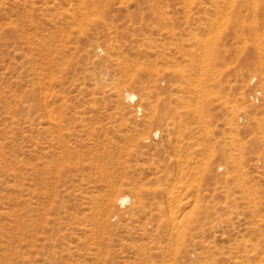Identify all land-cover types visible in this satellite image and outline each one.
I'll return each mask as SVG.
<instances>
[{
    "label": "rangeland",
    "instance_id": "rangeland-1",
    "mask_svg": "<svg viewBox=\"0 0 264 264\" xmlns=\"http://www.w3.org/2000/svg\"><path fill=\"white\" fill-rule=\"evenodd\" d=\"M224 2L0 0V264H264V13Z\"/></svg>",
    "mask_w": 264,
    "mask_h": 264
},
{
    "label": "bare ground",
    "instance_id": "bare-ground-1",
    "mask_svg": "<svg viewBox=\"0 0 264 264\" xmlns=\"http://www.w3.org/2000/svg\"><path fill=\"white\" fill-rule=\"evenodd\" d=\"M215 1V4H219V0H214ZM226 1V3L224 2V6H225V8L227 9V10H229L230 12H233V13H235V12H244L245 13V17L243 16V20L242 21H240V22H238V24H240L245 30H251V28H255L254 26H256V25H254L255 23H253L251 20H249L248 18H247V16L249 15L248 13L252 10V13L251 14H253V12H255V14L256 13H264V0H225ZM221 3H223V2H221ZM216 6V5H215ZM217 7H218V5H217ZM232 13V14H233ZM254 15V14H253ZM253 15H251L252 17H253ZM251 17V18H252ZM254 18V17H253ZM238 19V18H237ZM255 19V18H254ZM254 19H252L253 21H254ZM256 20V19H255ZM254 25V26H253ZM263 25H264V23H263ZM264 27V26H263ZM255 30H257V29H255ZM254 30V32H256ZM263 30H264V28H263ZM262 30V31H263ZM264 32V31H263ZM256 33H258V32H256ZM243 35V34H242ZM259 35V34H258ZM201 36V35H200ZM255 36L257 37V34L255 35V33H254V38H255ZM245 37V36H244ZM203 38V37H202ZM256 40L257 41H259V42H261V43H264V35H259L257 38H256ZM204 41V40H203ZM212 42V41H211ZM206 43V42H205ZM207 43H208V41H207ZM257 43V42H256ZM255 43V44H256ZM258 44V43H257ZM258 46H260L259 44H258ZM211 48H212V46H211ZM194 49V48H193ZM203 49V48H202ZM206 49V48H205ZM213 49V48H212ZM207 50H208V48H207ZM214 50V49H213ZM258 48H257V52H258ZM204 52H205V50H204ZM260 53V52H259ZM208 54H209V52H208ZM207 54V51H206V55H208ZM261 54V53H260ZM200 55H202V53H200ZM213 57V56H212ZM205 58V57H204ZM205 60V59H204ZM203 64V63H202ZM205 65V64H204ZM206 66V65H205ZM204 66V67H205ZM200 69V68H199ZM203 69V68H202ZM203 71V70H202ZM263 74V73H262ZM123 95V94H122ZM126 96L127 97H129L130 98V100L131 99H134L135 98V94L133 93V92H127V94H126ZM199 108V107H198ZM201 113V112H200ZM201 115V114H200ZM241 120V119H240ZM205 122V121H204ZM203 124V123H202ZM204 125V124H203ZM207 127V126H206ZM179 131V130H178ZM158 130L157 131H155V134H158ZM204 132H207V131H204ZM208 136V135H207ZM197 137V136H196ZM231 138V137H230ZM198 141V140H197ZM231 141V140H230ZM233 141V140H232ZM200 142V141H199ZM198 142V143H199ZM189 146V145H188ZM196 147V146H195ZM191 149V148H190ZM208 149V148H207ZM188 151V150H187ZM192 152V151H191ZM208 152V151H207ZM244 152V151H243ZM209 153V152H208ZM203 154V153H202ZM206 154V153H205ZM207 155H209V154H207ZM190 156V155H189ZM203 156V155H202ZM205 157H209V156H205ZM239 158H240V155H239ZM181 159V158H180ZM205 159V161H202L203 160V157H202V162H204L205 163V165H206V158H204ZM183 160V159H182ZM191 161V160H190ZM239 161V160H238ZM193 162V161H192ZM191 162V164H193ZM195 162H196V159H195ZM201 162V163H202ZM185 163V162H184ZM197 163H199V162H197ZM186 164V163H185ZM188 164V163H187ZM191 164H190V166H191ZM200 164V163H199ZM202 165H204V164H202ZM183 167V166H182ZM193 166H191V168H192ZM196 167H197V165H196ZM195 167V168H196ZM202 166L200 165V168H201ZM242 167V166H241ZM181 168V167H180ZM204 168V167H203ZM183 169V168H182ZM196 169H198V168H196ZM184 170V169H183ZM187 171H189V170H187ZM191 171V170H190ZM196 171V170H195ZM182 172V171H181ZM184 172V171H183ZM182 172V173H183ZM193 172V171H192ZM196 172H198L199 173V170L198 171H196ZM177 173V172H176ZM180 173V172H179ZM190 173V172H189ZM197 174V173H196ZM183 175H185V174H183ZM191 175V174H190ZM227 175V174H226ZM178 176V175H177ZM178 177H180L181 178V176H178ZM196 177V176H195ZM226 177V176H225ZM177 178V177H176ZM180 178H179V183L180 182H182V181H180ZM185 178V177H184ZM186 178H187V176H186ZM178 179V178H177ZM176 180V179H175ZM186 180V179H185ZM194 180V179H193ZM198 180V179H197ZM195 181V180H194ZM193 181V182H194ZM176 182V181H175ZM196 183V182H195ZM178 184V183H177ZM184 184V183H183ZM182 184V185H183ZM190 183H188V185H189ZM192 184V183H191ZM175 186H176V184H174ZM173 185V186H174ZM172 186V187H173ZM177 186H179V184L177 185ZM176 186V187H177ZM116 187V186H115ZM180 187V186H179ZM178 187V188H179ZM184 187H186V186H184ZM188 187V186H187ZM187 187L185 188V189H187ZM117 188V187H116ZM182 188V187H181ZM115 190H117V189H115ZM173 190H175V189H173ZM173 190H171V192L169 193L170 194V197H172L174 194H175V192L173 191ZM178 190V189H177ZM182 190V189H181ZM196 190H199V189H196ZM118 191V190H117ZM116 191V192H117ZM183 191L185 192L186 190H184L183 189ZM182 191V192H183ZM179 192V191H178ZM181 193V192H180ZM198 193V192H197ZM197 193H195V194H197ZM181 195V194H180ZM247 195H248V193H247ZM177 196H179V195H177ZM176 196V197H177ZM196 196V195H195ZM130 197V196H129ZM128 195H126V194H119L117 197H116V195H114V192H113V194L111 195V197L108 199V200H110V203L112 204L111 206L113 207V206H115L114 205V203L116 202V201H119L120 203H121V205L120 206H123V204H125L126 203V201H128ZM175 197V196H174ZM249 197V196H248ZM181 198V197H180ZM196 198V197H195ZM171 200V199H170ZM173 200H175L176 201V198L175 199H173ZM194 200V199H193ZM196 200V199H195ZM185 201H187V200H185ZM185 201L184 202H182V198H181V200L180 199H178L177 200V202L175 203V205H174V202H173V207H171V209H170V218H171V220H172V224H173V226L174 227H176L177 229H179V231L178 230H176L175 228V230L176 231H178V233L180 232V228L182 227V226H187V223H189V221L188 220H186L187 219V217H188V214H187V212H188V210H187V212H186V219H185V216H180L181 214H179V212H178V206H180V204H182V206L184 205V203H185ZM254 202V201H253ZM170 204V203H169ZM172 204V203H171ZM194 204H195V202H194ZM119 206V205H118ZM192 206H194L193 204H192ZM169 207V206H168ZM109 208V207H108ZM110 209H111V207H110ZM168 210H169V208H168ZM189 211H190V209H189ZM184 214V213H183ZM172 224H171V226H172ZM173 226H172V228H173ZM182 229V228H181ZM171 230V229H170ZM174 230V231H175ZM182 230H184V228L182 229ZM181 230V231H182ZM175 233V232H174ZM170 234V233H169ZM176 234V233H175ZM180 234H182V233H180ZM175 236V235H174ZM179 236V235H178ZM177 236V237H178ZM181 239V238H180ZM179 241V240H178ZM176 242H177V240H176ZM175 241H174V243H176ZM176 245V244H175ZM255 245V244H254ZM253 245V246H254Z\"/></svg>",
    "mask_w": 264,
    "mask_h": 264
}]
</instances>
